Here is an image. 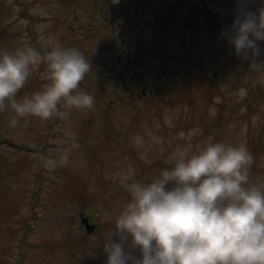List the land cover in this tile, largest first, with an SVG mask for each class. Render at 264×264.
<instances>
[{
	"label": "rangeland",
	"instance_id": "rangeland-1",
	"mask_svg": "<svg viewBox=\"0 0 264 264\" xmlns=\"http://www.w3.org/2000/svg\"><path fill=\"white\" fill-rule=\"evenodd\" d=\"M236 7L237 0H0V48L79 47L93 65L82 87L96 97L91 111L73 112L71 135L59 118L29 117L13 128L11 110L0 112V264H105L99 245L128 196L121 181L129 166L136 178L156 175L161 146L195 151L245 139L251 180H264L262 77L221 36ZM41 83L37 74L18 94ZM136 133L142 146L131 143ZM73 139L70 162L47 167L41 156Z\"/></svg>",
	"mask_w": 264,
	"mask_h": 264
},
{
	"label": "clouds",
	"instance_id": "clouds-1",
	"mask_svg": "<svg viewBox=\"0 0 264 264\" xmlns=\"http://www.w3.org/2000/svg\"><path fill=\"white\" fill-rule=\"evenodd\" d=\"M255 2L253 9L237 0L221 36L264 84V0ZM92 68L77 46L0 48V112L11 110L13 128L29 117L59 118L71 135L73 112L96 105L81 83ZM37 74L40 87L19 95ZM131 143L142 146L144 136L136 133ZM78 147L73 139L41 159L50 169L65 166ZM157 159L162 166L151 179L136 178L129 166L121 181L128 196L99 245L105 264H264V180H251L254 155L245 139L209 141L195 151L191 144L161 146Z\"/></svg>",
	"mask_w": 264,
	"mask_h": 264
},
{
	"label": "water",
	"instance_id": "water-1",
	"mask_svg": "<svg viewBox=\"0 0 264 264\" xmlns=\"http://www.w3.org/2000/svg\"><path fill=\"white\" fill-rule=\"evenodd\" d=\"M81 215H82V213H81ZM81 222L84 224V226H85V228H86V230H87L88 232H92V231L95 229V224L90 223V222L88 221V217H87V216H83V215H82V217H81Z\"/></svg>",
	"mask_w": 264,
	"mask_h": 264
}]
</instances>
